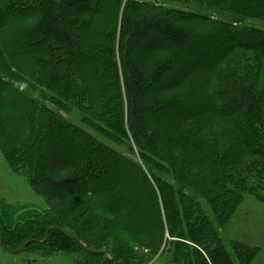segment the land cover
<instances>
[{
  "label": "trees",
  "instance_id": "trees-1",
  "mask_svg": "<svg viewBox=\"0 0 264 264\" xmlns=\"http://www.w3.org/2000/svg\"><path fill=\"white\" fill-rule=\"evenodd\" d=\"M250 21L264 0H0V152L48 205L20 226L0 202L1 243L51 229L25 252L151 264L164 245L155 263L250 264L259 249L233 261L200 204L220 227L245 194L264 203V26ZM136 182L157 247L129 228Z\"/></svg>",
  "mask_w": 264,
  "mask_h": 264
},
{
  "label": "rangeland",
  "instance_id": "rangeland-1",
  "mask_svg": "<svg viewBox=\"0 0 264 264\" xmlns=\"http://www.w3.org/2000/svg\"><path fill=\"white\" fill-rule=\"evenodd\" d=\"M250 23L260 28L264 26V24L259 21H250ZM61 115L69 121H77V117L74 114L67 115L61 113ZM7 124L8 129L6 132L9 131L5 136L18 137L15 128L10 127L9 123ZM6 141L11 146L17 142V139H6ZM50 161L53 160L50 159ZM146 186L148 185L146 184ZM146 186L141 182H136L134 187L135 196L133 197L138 205L134 212V217L129 223V228L130 231L134 233L138 232V229L141 228L143 230L142 233L150 235L153 245L157 247L159 245L160 236L163 235V232L160 228L158 229V218L160 216L158 217V209L156 212L152 207V205H154L152 202L154 198H151V195L145 190ZM35 190V187L33 188V185H31L23 175L21 176L17 173H13L9 164L0 152V199H3L8 205L12 206L14 209H19L20 211L22 209L35 210L37 212L46 210L48 208L47 200ZM200 204L211 224L215 227L222 245L233 257V261L235 259L233 256L235 246L245 245L249 248L257 247L259 249L257 255L250 264H264V203L245 194L232 217L229 218L225 225L220 227L216 225L215 219L205 202L200 200ZM122 239H124V237H122ZM163 249L164 245L154 256L151 264H162L155 263V261ZM154 252H156V250ZM26 254L27 251L15 255L0 249V264H21L20 260L21 258H25ZM45 264H69V262L55 261L46 262Z\"/></svg>",
  "mask_w": 264,
  "mask_h": 264
},
{
  "label": "flooded vegetation",
  "instance_id": "flooded-vegetation-1",
  "mask_svg": "<svg viewBox=\"0 0 264 264\" xmlns=\"http://www.w3.org/2000/svg\"><path fill=\"white\" fill-rule=\"evenodd\" d=\"M0 202L5 203L7 207L13 209V207L8 205L3 199H0ZM14 212H18V214L13 217V222H15L16 225L23 226V224L25 223V215H24L25 214V209H22L21 211L19 209H14ZM50 230L51 229H49L47 231L45 240L39 241V242L37 240H32V241H30V243L25 244V243L29 242V241H27V242H25L24 244H22L20 247H18L15 250L3 245L1 243V236H0V249H2L4 251H7L8 253H11V254L19 255L22 252H25V248L29 244H32V243L36 244V245H40V246L41 245L49 246L51 244L45 243L44 241H46L48 239V233L50 232ZM80 245H81V248H82L83 245L82 244H80ZM22 247H23V249L20 252L16 253V251L20 250ZM83 247L85 248V246H83ZM50 250H51V248H50ZM55 253L56 252H52V254H55ZM37 256L38 255L36 253H33L32 251L28 250L27 254H26V257L25 258H21V260H20L21 264H38V263L45 264L46 262H55V261L62 262V261H64L62 258L56 257V256H53V257H50V258H46V259H43V258H40V256H38V257ZM104 259H105V256H104ZM104 259H102L100 264H104L108 260V258H107V260H104ZM89 262H94L95 263L94 260H89ZM69 264H72V263H69ZM114 264H118V263L115 262Z\"/></svg>",
  "mask_w": 264,
  "mask_h": 264
},
{
  "label": "water",
  "instance_id": "water-1",
  "mask_svg": "<svg viewBox=\"0 0 264 264\" xmlns=\"http://www.w3.org/2000/svg\"><path fill=\"white\" fill-rule=\"evenodd\" d=\"M60 232H61L65 237L71 239L72 241H75V242L81 244V242H80L78 239H76V238H74V237L68 235V234L65 233V232H62V231H60ZM28 243H30V241L27 242V243H25V244H28ZM23 247H24V246H23ZM23 247H22L20 250L16 251V253L20 252V251L23 249ZM82 248H83L88 254H90V255L100 254V252H98V251L90 250V249H88V248H86V247L84 248L83 246H82ZM107 258H108V255L105 253V259H104V260H107Z\"/></svg>",
  "mask_w": 264,
  "mask_h": 264
}]
</instances>
